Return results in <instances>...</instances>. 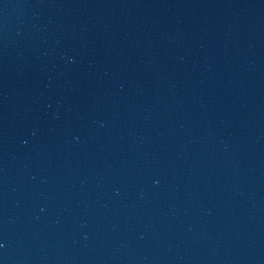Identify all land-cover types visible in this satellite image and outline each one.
I'll return each mask as SVG.
<instances>
[{
  "label": "water",
  "instance_id": "obj_1",
  "mask_svg": "<svg viewBox=\"0 0 264 264\" xmlns=\"http://www.w3.org/2000/svg\"><path fill=\"white\" fill-rule=\"evenodd\" d=\"M0 264H264V0H0Z\"/></svg>",
  "mask_w": 264,
  "mask_h": 264
}]
</instances>
